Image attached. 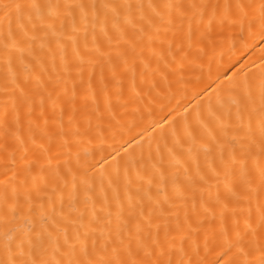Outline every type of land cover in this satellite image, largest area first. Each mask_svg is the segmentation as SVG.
Wrapping results in <instances>:
<instances>
[{"label":"snow or ice","instance_id":"1","mask_svg":"<svg viewBox=\"0 0 264 264\" xmlns=\"http://www.w3.org/2000/svg\"><path fill=\"white\" fill-rule=\"evenodd\" d=\"M0 264H264V0H0Z\"/></svg>","mask_w":264,"mask_h":264}]
</instances>
